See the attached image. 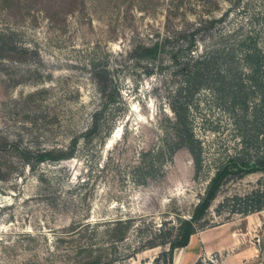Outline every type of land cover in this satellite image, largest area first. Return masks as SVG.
<instances>
[{"label": "rangeland", "instance_id": "1", "mask_svg": "<svg viewBox=\"0 0 264 264\" xmlns=\"http://www.w3.org/2000/svg\"><path fill=\"white\" fill-rule=\"evenodd\" d=\"M193 30L197 54H215L223 82L217 95L203 89L190 105L201 172L181 147L154 176L139 177L140 152L170 145L169 99L181 75L168 54L150 63L130 51L165 37L184 45L177 35ZM104 64L118 97L88 140L104 100L93 68ZM73 140L69 158L24 161ZM241 152L264 153V0H0V264H61L100 244L110 264H167L160 254L168 244L151 245L158 229L172 227L173 238L216 167ZM233 177L197 231L242 226V198L264 200L261 172ZM247 215L264 230V208ZM127 218L126 237L108 244L107 222ZM74 223L89 225L71 232Z\"/></svg>", "mask_w": 264, "mask_h": 264}, {"label": "trees", "instance_id": "2", "mask_svg": "<svg viewBox=\"0 0 264 264\" xmlns=\"http://www.w3.org/2000/svg\"><path fill=\"white\" fill-rule=\"evenodd\" d=\"M196 33L197 30L179 33L177 38H183L185 40L184 45L173 44L170 38L165 37L163 39L153 40L149 44H136L130 51V56L138 62L140 60H145L150 63L158 62L164 54H168L176 74L181 75L175 93L169 99V107L173 112V119L169 121V128L172 133L170 145L166 149L162 147L157 149L150 148L140 152L139 163L135 167L136 172L140 174L139 177L146 176L147 174L154 176L161 167L162 160L171 158V154L181 147L186 148L191 156L195 176H198L201 172L202 146L193 130L192 119L190 117V105L192 104L193 97L203 89H208L212 91L214 95H217L221 89L220 85L223 82L219 72L212 69L215 54H197L198 46L195 40ZM149 67L148 65H144L145 73L147 74L151 73ZM93 69H95V80L104 100L99 110L93 113L91 124L84 132V137L88 140L97 132L99 120L107 107L113 105L118 97V83L109 65L104 64L101 67L95 66ZM226 76L227 74L224 73L223 77ZM224 84L226 83L224 82ZM225 86V90L229 93V88H227V85ZM234 99L232 94L231 100ZM166 135H168L167 131ZM74 146L75 140L70 143L67 149L56 148L28 152L24 161L29 163L28 161L30 159H34L32 164L33 167L35 164L46 160L66 159L73 155ZM30 155H32V157ZM252 172H261L264 175V153L256 154L253 157L250 156L248 152L236 153L229 156L225 162L216 167L215 172L208 179L203 194L200 196L199 201L195 204L191 212V217L189 219L179 220V225L176 228L174 237L171 238L172 227L158 229L160 241L157 244L151 243V245L165 246L168 244L169 250H162L160 254L164 260L167 258V264L172 263L173 250L185 246L188 243L190 235L197 232V226H195V224L197 223L199 226L205 225L206 220L203 216L226 179L229 176H234L233 178L239 179ZM234 198L235 200L241 199L237 197ZM242 199L244 200L243 206L241 210H239L242 215L256 212L264 208V200L257 193L246 195ZM131 220V218H127L107 222L108 224L103 234L104 237L107 238L108 244L123 240L126 237ZM163 223L165 224V222ZM88 225L89 223L83 224L82 226L81 224L74 223L69 231L76 232L81 227H87ZM79 226L81 227L79 228ZM58 239L60 242L64 241L62 238ZM105 247L101 246V244L96 246V248H93L91 245L87 246L83 248L84 250L80 249L86 256L77 260L72 259L67 260V262L63 261L61 264H110L111 261L107 260L103 254L101 255ZM95 251H99L100 253L93 254ZM156 261L155 259L154 264H156Z\"/></svg>", "mask_w": 264, "mask_h": 264}, {"label": "crops", "instance_id": "3", "mask_svg": "<svg viewBox=\"0 0 264 264\" xmlns=\"http://www.w3.org/2000/svg\"><path fill=\"white\" fill-rule=\"evenodd\" d=\"M242 216V226H215L191 234L185 246L173 251L171 264H196L200 256L214 251L223 255L225 264H264L263 225L259 230L252 227L261 220L253 215Z\"/></svg>", "mask_w": 264, "mask_h": 264}, {"label": "built area", "instance_id": "4", "mask_svg": "<svg viewBox=\"0 0 264 264\" xmlns=\"http://www.w3.org/2000/svg\"><path fill=\"white\" fill-rule=\"evenodd\" d=\"M196 264H225V260L220 252L214 251L200 256Z\"/></svg>", "mask_w": 264, "mask_h": 264}]
</instances>
